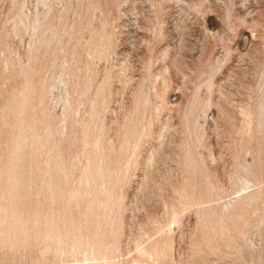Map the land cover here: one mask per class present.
<instances>
[{
  "label": "rangeland",
  "instance_id": "1",
  "mask_svg": "<svg viewBox=\"0 0 264 264\" xmlns=\"http://www.w3.org/2000/svg\"><path fill=\"white\" fill-rule=\"evenodd\" d=\"M0 264H264V0H0Z\"/></svg>",
  "mask_w": 264,
  "mask_h": 264
}]
</instances>
